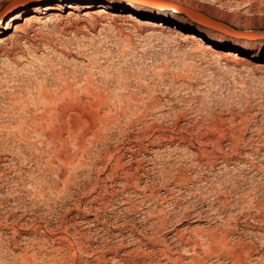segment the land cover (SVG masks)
<instances>
[{"label":"rangeland","instance_id":"obj_1","mask_svg":"<svg viewBox=\"0 0 264 264\" xmlns=\"http://www.w3.org/2000/svg\"><path fill=\"white\" fill-rule=\"evenodd\" d=\"M140 1L0 0V264H264V42Z\"/></svg>","mask_w":264,"mask_h":264},{"label":"bare ground","instance_id":"obj_2","mask_svg":"<svg viewBox=\"0 0 264 264\" xmlns=\"http://www.w3.org/2000/svg\"><path fill=\"white\" fill-rule=\"evenodd\" d=\"M22 1H25V0H13V2L11 3L12 5H15V4H18V3H21ZM120 2H123V5L122 7L120 8H126V5H128V2L130 0H118ZM141 3H143L144 5L146 4L147 6H150V7H168V8H172V9H175L174 7L177 6V5H174L172 4V2L170 1H166V0H142L140 1ZM236 2V1H235ZM8 4L4 10H2L0 12V18L1 16L10 8V5L11 4ZM218 3L223 6H225V4H228V3H231L230 0H218ZM218 4V5H219ZM216 6V5H215ZM179 7V11H181L185 16H187L188 18H190L191 20L197 22L198 24H201L203 26H206L208 28H212L214 30H218V31H223V32H231V34H234V35H237L236 32L237 31H233V30H230V28H228L227 26L225 25H222L221 23H219L218 20L210 17V16H207V15H204L198 11H195L194 9L190 8V7H180V6H177ZM94 12H91V14H93ZM104 13V12H103ZM72 12L70 11V13H68V17L69 16H72ZM96 14V13H95ZM90 13L89 12H86L84 14L85 17L89 16ZM54 16H59V15H54ZM52 16V17H54ZM98 16V15H97ZM90 17V16H89ZM55 18V17H54ZM40 21V18L33 14V15H30V17H25L24 21H23V27H19V26H15V29L14 31L16 32H24L25 33V29L30 27L32 24H38V22ZM264 34V31L262 32H251V31H239L238 30V37H241V38H244V39H247V40H250V41H254V42H264V35L262 37H260V35ZM128 100L129 102L130 101H133V97H128ZM119 101V100H118ZM120 102V101H119ZM135 102V101H134ZM105 103V102H104ZM121 103V102H120ZM119 103V104H120ZM156 103V102H155ZM123 105V104H122ZM131 106H133L134 104H130ZM129 105V106H130ZM135 105H137L135 103ZM123 107V106H122ZM127 107V106H126ZM104 108V107H103ZM125 111V110H124ZM33 128V127H32ZM21 130V129H20ZM22 133V132H21ZM78 133V132H77ZM37 134V133H36ZM90 134V133H89ZM21 135H24V134H21ZM77 135V134H76ZM41 136V135H40ZM21 139V138H20ZM36 143V142H35ZM85 149V148H84ZM138 162V161H137ZM189 213V212H188ZM205 236V235H204ZM182 236H180L179 238H181ZM178 238V239H179ZM183 238V237H182ZM220 238V237H219ZM182 241V240H181ZM190 241V240H189ZM223 241V240H222ZM225 242V241H224ZM170 248V247H168ZM168 251H170L169 249H167ZM172 250V248H171ZM168 254V253H167ZM176 254L175 252V247L173 248V250L171 252H169L168 255L165 256V258L167 259L166 262L170 261V262H173V264L175 262H177V260H179L178 255L177 257L174 256ZM147 255V254H146ZM210 256V255H209ZM246 258V257H245ZM240 260V259H239ZM165 261V260H164ZM124 262V261H123ZM125 263V262H124ZM181 263V262H180ZM185 264V263H184ZM187 264H189L187 262ZM191 264V262H190ZM198 264V263H197Z\"/></svg>","mask_w":264,"mask_h":264},{"label":"water","instance_id":"obj_3","mask_svg":"<svg viewBox=\"0 0 264 264\" xmlns=\"http://www.w3.org/2000/svg\"><path fill=\"white\" fill-rule=\"evenodd\" d=\"M174 8H175V10H180L179 7H177V6H175ZM180 12H181V11H180ZM231 30H232V29H231ZM236 31H237V30H236ZM236 34L238 35V31L236 32Z\"/></svg>","mask_w":264,"mask_h":264}]
</instances>
